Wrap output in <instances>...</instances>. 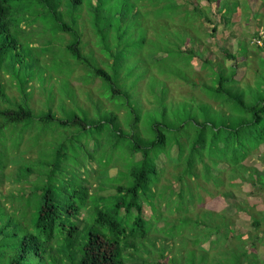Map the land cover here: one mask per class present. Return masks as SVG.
I'll return each instance as SVG.
<instances>
[{
	"label": "rangeland",
	"instance_id": "374dc122",
	"mask_svg": "<svg viewBox=\"0 0 264 264\" xmlns=\"http://www.w3.org/2000/svg\"><path fill=\"white\" fill-rule=\"evenodd\" d=\"M57 1L61 5L56 10L45 7L38 0L14 2L12 31L18 35L20 43L0 55L3 62L0 79L8 73L6 80L15 81L17 73V79L31 78L32 81L28 99L21 96L15 85L11 83L9 88L5 82L9 97L5 100L0 97V107L17 108L27 103L34 113L33 118L12 123L0 116V198L7 206H12L15 199L11 194L16 193L21 200L15 212L17 220L25 217L26 226L31 230L35 229V216L30 209L40 205L38 195L41 191L36 190L44 189L50 179L60 188L57 178L66 175L70 180L85 182L92 192L100 178L101 193L107 195L115 190L104 191L106 187L120 179L113 176L117 172L124 175L131 165L129 140L151 139L156 133V124L163 125L160 129L166 130L169 140L175 137L186 140L190 132V136L195 137L192 123L196 120L203 122L208 116L211 123L221 124L225 119L238 121L239 113L229 119L228 107L219 105L196 86V83L210 80L211 70L202 67L203 60L222 62L225 66L237 65L236 77L244 84L256 78L261 70L260 58L264 57V0H194V3L177 0L192 11L187 19L181 7L172 8L170 0ZM22 5L29 11L27 16L23 15ZM160 13L173 16L160 17ZM63 21L77 28L79 33L61 31L60 22ZM78 34L84 59H79L72 51ZM241 47L244 55L239 53ZM191 49L195 51L192 62L187 54ZM230 52L239 56V63L227 58ZM24 57L29 60L23 63V69H13L12 62ZM99 67L112 76L111 81L96 75ZM187 76L189 81H186ZM114 85L121 88L122 94L112 98ZM50 111L59 119L43 120ZM75 117L80 118L76 123L60 121ZM215 118L217 121L213 120ZM183 122L186 127L177 130ZM177 152L178 146H174L172 156L176 157ZM140 157L138 154L137 158ZM158 164L164 168L160 185L166 184L156 195L160 201L168 183L173 182L174 188L180 189L181 182L173 175L181 167L164 155ZM243 164L238 172L229 170L227 164H223L222 169L215 166L213 176L224 172L222 187L216 188L213 181L201 178L199 182L206 189L199 190L204 199L193 203L189 211L196 215L201 210L216 207L220 212L225 210L231 214L232 234L236 236L232 245L239 244L241 239L250 243L251 235L257 232L249 212L263 220L264 230V188L252 184L250 177L254 168L264 171V144ZM29 172L39 174L31 186L15 177ZM53 173L56 175L48 177ZM242 176L246 180H242ZM231 177L235 185L230 183ZM193 193L187 194L188 202ZM196 198L199 201V197ZM238 205L248 210L237 212ZM172 206V211L166 209L161 216L177 219L180 215L175 201ZM90 210V207L82 209L83 219ZM27 213L30 215L25 216ZM144 215L152 220V209L147 205ZM159 224L163 225V221ZM171 228L167 224L163 232L166 234ZM218 237L214 233L212 239ZM158 239L159 236L156 241ZM144 242L139 243L136 255L145 258L146 264L159 263V242ZM175 243L181 245L177 239ZM216 247L210 240L201 244V248L209 249L210 253ZM177 249L173 252L177 253ZM258 250L264 257V245ZM128 264L134 263L131 260Z\"/></svg>",
	"mask_w": 264,
	"mask_h": 264
},
{
	"label": "trees",
	"instance_id": "16d2710c",
	"mask_svg": "<svg viewBox=\"0 0 264 264\" xmlns=\"http://www.w3.org/2000/svg\"><path fill=\"white\" fill-rule=\"evenodd\" d=\"M16 1L19 0H0L2 56L11 47H17L20 43L18 35L12 31L13 3ZM38 1L49 9L56 10L61 5L57 0ZM71 1L83 3L84 0ZM170 1L172 8L178 10L181 7L184 10L181 13L188 15L186 19L190 12L192 13L186 4H180L177 0ZM186 1L194 3V0ZM184 7L186 8L183 9ZM22 10L23 15L27 16L29 11L24 7ZM164 14L160 13V17L172 15ZM60 30L79 33L77 28L65 21L60 22ZM79 37L78 34V41L72 46V51L79 59H84ZM240 49L239 53L244 55L241 53L242 47ZM187 54L192 62L195 57L194 49L189 50ZM226 56L239 63L237 59L239 56L236 53L230 52ZM260 59L261 70L256 78L243 84L236 77L237 65L225 66L222 62L214 63L205 58L202 67L211 70L210 80L196 83V86H200L201 91L205 94L207 92L208 97L217 101L219 105L228 107L229 119H233L237 113L240 114V119L235 122L225 119L221 124L211 123L208 116L203 122L196 120L192 123L196 135L190 136V132L186 140H179V137L169 140L166 130L160 129L163 127L161 124L155 125L156 133L151 139H130L131 165L128 171L122 176L117 172L113 178L119 176V181L115 180L114 184L104 190L114 189L113 193L107 195L101 193L103 190L100 178L98 186L92 192L85 182L70 180L66 175L57 178L60 188H57L58 184L54 179H50L44 189L36 190L41 191L38 195L40 205L36 209H30L32 216L33 213L35 216L34 230L26 226L28 220L25 217L21 221L17 220L16 208L21 204V200L16 193L11 194V198L15 199L12 206H7L0 198V264H128L131 260L134 264H146L145 258L136 255L139 243L146 240H149L148 244L152 241L159 242L157 264H264V257L260 256L258 250L260 245H264L263 220L257 214L249 212L253 227L257 230L251 235L250 243H245L241 239L239 244L232 245L236 236L232 234L233 219L227 211L220 212L216 207H212L201 210L196 215L189 213L193 203L204 199L199 190L203 188L199 182L201 178L207 182L213 181L216 188L222 187L225 184L224 172L213 176L215 166L222 169V165L227 164L229 170L238 172L244 165L243 161L254 150H260L264 144V57ZM28 60V57L14 60L13 69L20 71L24 67L23 63H27ZM40 60L37 62L40 63ZM2 64L0 61V66ZM4 75L3 80L0 79V97L8 99L7 89L12 83L19 89L21 96L28 99L31 78L22 81L20 78L17 79L16 73L14 78L17 84L13 80H6L8 73ZM96 75H103L108 81L112 80V76L102 67L96 68ZM186 79L189 81V76ZM4 82L9 88H6ZM113 90L112 98L122 94L121 88L116 85L113 86ZM0 116L6 118L7 123H12L33 118L34 113L26 103L19 104L17 108L0 107ZM42 118L59 119L52 111ZM79 120V117H75L60 121L70 124ZM213 120L217 121L216 118ZM185 127L186 123L183 122L177 130ZM174 146H178L176 157L171 153ZM138 154L141 155L140 158H137ZM161 155L166 156L168 161H175V164L181 167L178 173L173 175L176 181L181 182V187L176 189L173 182L168 183L165 195L159 201L156 195L159 189L166 185L164 183L160 185L164 176V168L158 164ZM2 167L5 169L6 165ZM27 169L31 170L30 167ZM32 175L36 177L32 179ZM55 175L56 173L48 174V177ZM15 177L19 182L29 183L31 186L39 178V174L29 172L22 177L18 175ZM250 177L252 184L264 188V171L254 168ZM241 178L246 180L243 176ZM230 183L236 184L232 177ZM21 188L24 190L26 187ZM193 189L195 194L198 193L196 196L199 197V201L195 200ZM188 193H193L189 195V202ZM174 195L178 198L175 199ZM174 201L175 209L180 216L174 220L169 216L162 217L164 210L174 209L172 206ZM145 205L152 209V220L144 215ZM84 207H90L91 210L83 219L81 212ZM243 210L248 209L243 205L237 206V212ZM28 215L30 213L25 216ZM81 221H84L83 224H80ZM162 221L163 225H158V222ZM167 224L172 228L165 234L163 229L167 228ZM214 233L218 234L217 239H212ZM158 236L159 239L156 241ZM175 239L181 245L175 243ZM209 240L217 246L213 253H210L209 249L201 248V244ZM249 244L251 245L248 246ZM176 247L177 253L173 252Z\"/></svg>",
	"mask_w": 264,
	"mask_h": 264
}]
</instances>
